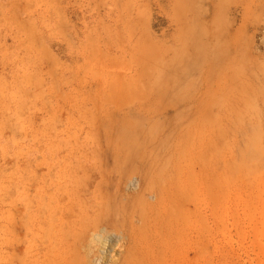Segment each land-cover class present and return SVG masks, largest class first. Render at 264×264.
<instances>
[{"label":"rangeland","instance_id":"374dc122","mask_svg":"<svg viewBox=\"0 0 264 264\" xmlns=\"http://www.w3.org/2000/svg\"><path fill=\"white\" fill-rule=\"evenodd\" d=\"M0 264H264V0H0Z\"/></svg>","mask_w":264,"mask_h":264}]
</instances>
